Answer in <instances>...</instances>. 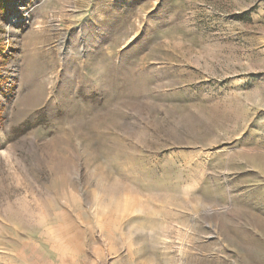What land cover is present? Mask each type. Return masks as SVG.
<instances>
[{"label": "rangeland", "instance_id": "obj_1", "mask_svg": "<svg viewBox=\"0 0 264 264\" xmlns=\"http://www.w3.org/2000/svg\"><path fill=\"white\" fill-rule=\"evenodd\" d=\"M0 264H264V0H0Z\"/></svg>", "mask_w": 264, "mask_h": 264}, {"label": "trees", "instance_id": "obj_2", "mask_svg": "<svg viewBox=\"0 0 264 264\" xmlns=\"http://www.w3.org/2000/svg\"><path fill=\"white\" fill-rule=\"evenodd\" d=\"M1 117V116H0ZM1 121V120H0Z\"/></svg>", "mask_w": 264, "mask_h": 264}]
</instances>
